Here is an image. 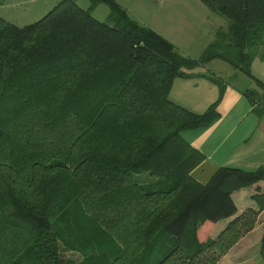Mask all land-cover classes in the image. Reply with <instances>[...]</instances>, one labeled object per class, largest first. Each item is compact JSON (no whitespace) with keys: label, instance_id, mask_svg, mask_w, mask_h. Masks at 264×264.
<instances>
[{"label":"trees","instance_id":"obj_1","mask_svg":"<svg viewBox=\"0 0 264 264\" xmlns=\"http://www.w3.org/2000/svg\"><path fill=\"white\" fill-rule=\"evenodd\" d=\"M201 1L229 26L198 58L117 0H60L22 27L0 17V264H139L159 240L162 257L144 264H218L255 227L251 211L209 235L237 213L232 194L264 180V165L221 166L201 183L192 172L204 156L182 135L218 118L223 84L209 77L220 91L203 113L170 92L185 69L215 59L252 76L264 60V0ZM100 3L105 21L92 14ZM113 239L122 253L109 261L102 242Z\"/></svg>","mask_w":264,"mask_h":264},{"label":"crops","instance_id":"obj_2","mask_svg":"<svg viewBox=\"0 0 264 264\" xmlns=\"http://www.w3.org/2000/svg\"><path fill=\"white\" fill-rule=\"evenodd\" d=\"M119 3L124 6L122 1ZM226 23L216 25L215 34L220 28L227 29L229 23ZM149 27L177 46L175 40L167 37L158 26ZM188 47L189 45L186 48H178H181L184 54H188ZM187 72L188 77L175 79L170 98L195 113L206 111L219 96L218 84L209 77L220 80L225 88L217 108L218 118L207 127L188 129L182 133L183 137L204 156L203 161L193 170V177L205 184L221 166L239 167L244 170H255L263 166L264 100L260 101L252 92L257 91L258 80L264 83V60L260 57L254 59L252 76L246 75L221 59L212 60ZM232 198L237 206V213L217 221L209 234L212 238L221 234L235 218L251 211L258 214L255 227L231 247L218 264H224L227 260H233V264H243L241 262L248 260L245 258L256 257V249L260 255V248L257 246L261 245L264 234V180L235 191ZM260 259L261 264H264L261 255Z\"/></svg>","mask_w":264,"mask_h":264},{"label":"rangeland","instance_id":"obj_3","mask_svg":"<svg viewBox=\"0 0 264 264\" xmlns=\"http://www.w3.org/2000/svg\"><path fill=\"white\" fill-rule=\"evenodd\" d=\"M32 1L33 0H5L0 4V17L22 27L41 19L60 0H38L37 2L33 1L34 3ZM76 1L79 6L84 9H88L91 5V0ZM120 1L123 2V7L128 9L130 14L134 15L142 24L148 26L156 25L162 29L167 37L175 40L177 48H186L189 45V49L187 48L189 53L185 54L191 58H198L203 53L207 45L215 38V28L220 23L221 25H225V22L229 23L227 18L211 11L201 0H119V2ZM109 12V6L106 3H100L93 9L92 14L99 21H105L107 20ZM187 70L189 69H185L187 73L186 77L189 76ZM221 75L223 76L224 72H222ZM257 92L260 95L264 90L259 86ZM135 178L141 183H149L155 180L149 173L135 174ZM186 239L188 240V246L194 244L191 235H188ZM111 242V244H109V241L102 242V251L108 252L107 258L109 261H112L114 257L122 253V246L120 243L114 239ZM91 243L92 244L88 245V247L94 249V253H99L100 250L97 241L92 240ZM161 244L162 241L160 240L159 242H155L153 247L149 248V250L143 254L142 261H139V264H144L149 260L154 261V259L155 263H157L162 257L159 256V254L164 250V248L160 247ZM260 246V244L257 246L258 249ZM255 251L256 257L254 259L245 258L248 260L241 263L261 264L258 250L256 249ZM83 252H85V250H83ZM66 253V258H72V260L74 259L75 262H77L76 260L78 259H75L77 257L76 253ZM233 263V260H227L224 264Z\"/></svg>","mask_w":264,"mask_h":264}]
</instances>
